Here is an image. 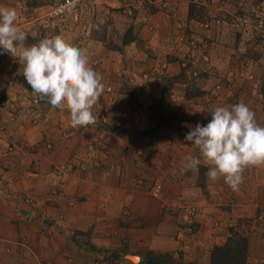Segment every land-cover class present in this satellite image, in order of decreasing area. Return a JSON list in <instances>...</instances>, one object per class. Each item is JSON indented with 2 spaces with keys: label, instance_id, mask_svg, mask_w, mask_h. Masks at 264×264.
Here are the masks:
<instances>
[{
  "label": "crops",
  "instance_id": "0c3cea01",
  "mask_svg": "<svg viewBox=\"0 0 264 264\" xmlns=\"http://www.w3.org/2000/svg\"><path fill=\"white\" fill-rule=\"evenodd\" d=\"M32 44L25 41V46ZM125 47L138 50L135 41ZM81 50L88 53L85 47ZM123 52L114 49L106 55ZM21 76L19 61L0 49V264H142L150 249L176 252L184 248V210L180 206L187 199L201 213L191 217L195 219L187 230L190 250L183 256L189 263L209 264L211 249L226 241L228 227L264 209V166L246 169L243 183L234 191L223 178L211 181L208 177L203 189L181 174L182 164L163 165L165 191L161 200L154 199L147 182L139 185L141 174L145 177L146 170L154 168L149 164L142 172L129 156L122 155L131 147L127 141L133 143V151L137 149L140 131L105 130L106 137L102 131L74 128L68 110L55 109L42 100L33 104L37 95ZM134 83L142 85L140 80ZM124 94L120 96L127 97ZM117 96L114 94L117 102L111 110L105 107L106 97L99 98L92 109L96 117L93 129L99 126L97 112L104 107L108 112L103 117L109 124L123 123L119 111L125 102ZM31 118L37 123L30 122ZM137 124L141 127L143 122ZM45 126L47 130H43ZM47 139L52 146L48 151L42 147ZM9 141L17 143L21 153L17 161L20 172L7 164ZM77 151H81L79 160L74 154ZM63 158L81 164H73L76 168L58 165ZM37 164L52 176H38ZM252 234L249 247L255 250L252 241L258 237L254 254L263 261L264 242L260 234Z\"/></svg>",
  "mask_w": 264,
  "mask_h": 264
},
{
  "label": "rangeland",
  "instance_id": "374dc122",
  "mask_svg": "<svg viewBox=\"0 0 264 264\" xmlns=\"http://www.w3.org/2000/svg\"><path fill=\"white\" fill-rule=\"evenodd\" d=\"M56 1L0 0V6L16 9L18 25L28 34L26 41L36 44L45 37L61 35L73 46L85 47L89 64L96 65L90 66L94 70L102 67L97 72L105 86L101 97H106V108L111 110L112 103L117 102L114 94L125 93L127 97L120 96L125 102L119 111L123 123L109 124L103 117L108 112L104 107L97 112L99 126L93 129L96 125L93 124L79 130L102 131L104 136L109 130L140 131L137 149L133 151V143L127 141L126 145L131 147H126L122 155L129 156L142 172L149 164L154 168L146 170L145 177L143 174L139 177V185L147 182L154 199L161 200L165 191L163 165L172 167L182 164L187 156H199L196 146L185 140L189 131L186 124L206 125L211 119L209 112L217 106L230 107L243 102L255 111L257 122L264 125V0H81L79 10L63 18L51 16ZM131 40L137 45L135 52L125 47ZM114 49L125 52L119 56L106 55ZM135 80H140L142 85L137 86ZM109 86L113 92L107 90ZM30 122L37 123L32 118ZM139 122H143L141 127ZM50 143L47 139L42 145L44 150L51 149ZM6 147L7 164L14 172H20L17 161L21 153L17 152V143L9 141ZM80 152L74 153L78 160ZM62 164L76 168L73 164L81 162L63 158L58 165ZM37 166L38 176H52L46 167ZM207 171L201 164L197 172L184 175L204 189ZM157 184H161L162 190L155 196L153 189ZM180 207L184 210L182 220L186 221L182 222L181 234L184 248L176 252L150 249L155 253L153 264L188 263L183 256L190 250L187 230L192 229L195 218L191 217L199 214L200 208L188 199ZM260 210L256 216L230 225L226 241L231 232H240L247 234L248 240L251 233L260 234L264 242V209L261 213ZM259 241L258 237L253 239L255 250L249 247L247 264H264V260L258 261L260 255L254 254Z\"/></svg>",
  "mask_w": 264,
  "mask_h": 264
},
{
  "label": "clouds",
  "instance_id": "9594fccd",
  "mask_svg": "<svg viewBox=\"0 0 264 264\" xmlns=\"http://www.w3.org/2000/svg\"><path fill=\"white\" fill-rule=\"evenodd\" d=\"M27 35L18 25L16 9L0 6V49L22 65L32 92L55 109H67L72 127L95 124L92 109L105 86L89 57L61 35L25 46ZM209 113L206 125L186 124L185 140L196 146L199 156L185 157L180 172H197L203 164L209 180L223 178L238 191L246 169L264 166V125L243 102L217 106Z\"/></svg>",
  "mask_w": 264,
  "mask_h": 264
},
{
  "label": "trees",
  "instance_id": "16d2710c",
  "mask_svg": "<svg viewBox=\"0 0 264 264\" xmlns=\"http://www.w3.org/2000/svg\"><path fill=\"white\" fill-rule=\"evenodd\" d=\"M20 79L26 87L31 89L23 76ZM248 251L249 240L247 234L231 232V236L224 244L214 246L210 264H247ZM154 254V252L149 251L148 257L142 261V264H153L152 257ZM187 264L193 263L188 262Z\"/></svg>",
  "mask_w": 264,
  "mask_h": 264
},
{
  "label": "built area",
  "instance_id": "2783aa9c",
  "mask_svg": "<svg viewBox=\"0 0 264 264\" xmlns=\"http://www.w3.org/2000/svg\"><path fill=\"white\" fill-rule=\"evenodd\" d=\"M81 2H82L81 0H57L51 10V16L63 18L69 15H73L79 10L81 6ZM107 90L109 92L110 91L113 92V87L109 86L107 87ZM34 102H39L38 96L35 97ZM161 190H162L161 184H157V186L153 189V194L155 196H158Z\"/></svg>",
  "mask_w": 264,
  "mask_h": 264
},
{
  "label": "bare ground",
  "instance_id": "6f19581e",
  "mask_svg": "<svg viewBox=\"0 0 264 264\" xmlns=\"http://www.w3.org/2000/svg\"><path fill=\"white\" fill-rule=\"evenodd\" d=\"M137 259V258H136Z\"/></svg>",
  "mask_w": 264,
  "mask_h": 264
}]
</instances>
